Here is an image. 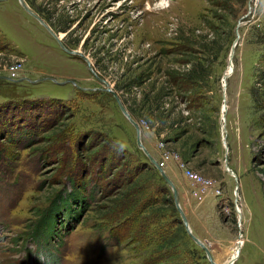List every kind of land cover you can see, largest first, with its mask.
I'll list each match as a JSON object with an SVG mask.
<instances>
[{"label": "rangeland", "instance_id": "obj_1", "mask_svg": "<svg viewBox=\"0 0 264 264\" xmlns=\"http://www.w3.org/2000/svg\"><path fill=\"white\" fill-rule=\"evenodd\" d=\"M24 2L75 53L19 0H0L17 45L0 28V264H144L152 246L116 243L120 222L104 216L143 164L146 197L165 187L175 209L147 156L159 152L178 156L165 174L213 262L229 264L239 246L233 264H264V0ZM189 72L199 109L173 82ZM180 162L208 181L202 199ZM178 237V263L212 264L183 223Z\"/></svg>", "mask_w": 264, "mask_h": 264}, {"label": "trees", "instance_id": "obj_2", "mask_svg": "<svg viewBox=\"0 0 264 264\" xmlns=\"http://www.w3.org/2000/svg\"><path fill=\"white\" fill-rule=\"evenodd\" d=\"M194 68V65H193ZM174 84L177 86L178 94L180 92H193L186 100H188L189 107L199 109L201 99L197 97V91H193L196 85L193 84V75L189 72L188 76H177L173 79ZM192 80V81H191ZM183 82L190 83L191 90L188 89ZM213 123L209 130L202 126L201 132L203 134H212ZM149 166L141 165L138 169H134L133 173L122 176L118 181L119 186L112 197H108L109 209L105 214V220L109 224L119 223L117 226L122 228V233L118 229H112L116 243L129 241L136 243L138 247L152 246L149 256L145 259L144 264H180L177 262L178 255L176 253V241L180 238L178 234L182 232V223L180 218L176 215L177 211L173 208L172 197L169 196L165 187H160L156 190L155 196L150 195L146 197L147 189L152 186L153 174ZM153 171V169H151ZM154 173V172H153ZM73 192L77 188L72 185ZM169 192V191H168ZM162 193V194H161ZM161 194V195H160ZM106 200V201H107ZM170 211L171 220L158 224L156 222V229H149L153 224L151 222L153 217L155 219L162 218L165 215L164 211ZM122 221V222H121ZM44 223V222H43ZM175 226L176 229L173 228ZM47 228V227H46ZM157 229H159L157 232ZM119 232V234L117 233Z\"/></svg>", "mask_w": 264, "mask_h": 264}, {"label": "water", "instance_id": "obj_3", "mask_svg": "<svg viewBox=\"0 0 264 264\" xmlns=\"http://www.w3.org/2000/svg\"><path fill=\"white\" fill-rule=\"evenodd\" d=\"M22 7L30 14L32 15L35 19H37L39 21V23H41L45 28L46 30L54 37V39L57 41L58 45H60L61 49H63L64 51H66L67 53L69 54H74L75 52L72 51V50H68L67 48H65L63 46V44L61 43L60 39L57 37V35L53 32V30L47 25L44 23L43 19H41L38 15H36L35 13H33L31 10H29L26 6L25 3H23L22 0H19ZM235 45V44H233ZM85 59V57H83ZM85 61H87V59H85ZM223 80L225 78V73L223 75ZM116 102L118 103L121 111L125 114V116L129 119V121L134 125L135 127V130H136V135H137V144H139V146H141L140 144V127H139V124L137 122H135L129 115V113L127 112V110L124 108V106L122 105V103L120 102L119 98L117 97V95L111 91ZM145 153H147V151L144 149ZM148 156V159L149 161L155 166L157 167L163 181L170 187L171 189V192H172V196H173V200H174V204H175V209L179 215V218H180V221L183 223V225L185 226V230H186V233L188 234V236L196 243L198 244L205 252L206 254V257L212 262V264H215L210 256V253H209V250L205 247V245L197 238L195 237L190 228H189V225H188V221H187V218L185 216V214L183 213L180 205H179V202H178V191H177V188L175 187V185L173 184V182L170 180V178L165 174V172L158 168L155 160L153 157H151L149 154L147 155ZM230 173H232L231 170H229ZM237 187V186H236ZM238 255H235L234 258L231 260V262L229 264H233V262L235 261L236 257Z\"/></svg>", "mask_w": 264, "mask_h": 264}, {"label": "built area", "instance_id": "obj_4", "mask_svg": "<svg viewBox=\"0 0 264 264\" xmlns=\"http://www.w3.org/2000/svg\"><path fill=\"white\" fill-rule=\"evenodd\" d=\"M158 155H159V157L155 162H156L158 168L162 169L163 171H165V169L169 166V164L172 161L178 160V156L176 154H171L169 152H159ZM178 166H179V169L182 171V174L184 175V177L186 179H188L191 182L198 185L197 186L198 190L194 189L192 191V195L199 198V199H202V195L200 194L199 187H201L202 189H205L206 187H208V184H209L208 181L205 180L204 178L200 177L198 174L193 173L192 171L186 169L184 163L180 162L178 164ZM154 168L156 169V171H158L157 167L154 166ZM158 173H159V171H158Z\"/></svg>", "mask_w": 264, "mask_h": 264}, {"label": "crops", "instance_id": "obj_5", "mask_svg": "<svg viewBox=\"0 0 264 264\" xmlns=\"http://www.w3.org/2000/svg\"><path fill=\"white\" fill-rule=\"evenodd\" d=\"M30 15V14H29ZM42 26V25H41ZM43 27V26H42ZM0 28L2 29V31H3V33L5 34V36L7 37V39L10 41V42H13V44L15 45V46H17L16 45V43H14L15 41H14V39H12L11 38V36H10V32L8 31V32H5V30L2 28V26L0 25ZM170 165V164H169ZM167 169V168H166ZM166 169H165V171L164 172H166ZM176 187H177V191H178V193H181L182 191H184V189H181L180 187H178V185L176 184ZM180 188V189H179ZM185 193V192H184ZM185 205H187V206H191L190 205V203H189V201L187 202V203H185ZM196 208V206L194 207V208H190L189 210L191 211H193V209H195ZM196 210V209H195ZM189 216V217H188ZM187 218H188V220L190 221V224H193L194 223V218L192 217V216H190L189 214L187 215ZM195 234L196 235H198V236H201V232H195Z\"/></svg>", "mask_w": 264, "mask_h": 264}, {"label": "bare ground", "instance_id": "obj_6", "mask_svg": "<svg viewBox=\"0 0 264 264\" xmlns=\"http://www.w3.org/2000/svg\"><path fill=\"white\" fill-rule=\"evenodd\" d=\"M22 1H23V3H25L24 0H22ZM25 4H26V3H25ZM26 6H27V5H26ZM27 8H28L29 10H31L28 6H27ZM27 13H28V12H27ZM44 23H45V21H44ZM45 24H46V23H45ZM47 25H48V24H47ZM53 32H54V31H53ZM54 33H55V32H54ZM55 34H56V33H55ZM56 35H57V34H56ZM57 37H58V35H57ZM58 38H59V37H58ZM59 39H60V38H59ZM228 169L230 170V168H228ZM229 170H228V172H229ZM230 174H231V173H230ZM239 252H240V247L237 246L236 249H235V252H234L233 258H234L235 255H238ZM233 258H232V259H233Z\"/></svg>", "mask_w": 264, "mask_h": 264}]
</instances>
